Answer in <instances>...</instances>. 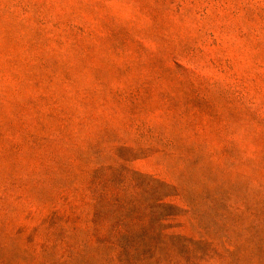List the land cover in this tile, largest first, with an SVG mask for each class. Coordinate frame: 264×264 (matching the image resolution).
<instances>
[{"label":"rangeland","instance_id":"rangeland-1","mask_svg":"<svg viewBox=\"0 0 264 264\" xmlns=\"http://www.w3.org/2000/svg\"><path fill=\"white\" fill-rule=\"evenodd\" d=\"M0 264H264V0H0Z\"/></svg>","mask_w":264,"mask_h":264}]
</instances>
